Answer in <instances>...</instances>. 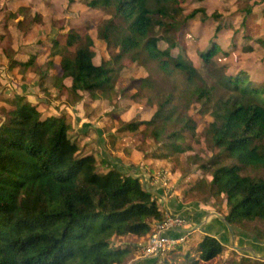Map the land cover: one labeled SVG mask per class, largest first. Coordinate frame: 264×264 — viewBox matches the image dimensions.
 I'll return each mask as SVG.
<instances>
[{
  "label": "trees",
  "instance_id": "obj_1",
  "mask_svg": "<svg viewBox=\"0 0 264 264\" xmlns=\"http://www.w3.org/2000/svg\"><path fill=\"white\" fill-rule=\"evenodd\" d=\"M183 1L83 0L111 16L98 25L111 57L95 63L90 38L71 33L54 41L52 56L57 58L48 62L54 72L46 73L44 80L50 78L58 89H69L75 102L84 93L111 100L119 91L127 92L116 81L122 64L132 57L147 74L136 80L131 94L148 96L155 111L149 120L127 123L123 130L138 131L145 125L146 137L168 144L161 157L189 149L183 144L187 136L197 133V122L188 113L192 104L200 102L203 112L211 111L213 120L203 135L213 154L187 159L200 162V170L212 177L196 180L192 192L227 198L225 220L217 217L208 223V233L196 245L202 259L212 260L225 249L213 226L229 230L227 221L232 227L246 226L264 239V88L245 71L237 76L224 74V68L214 62L222 51L217 44L200 54L215 77L210 85L182 55L171 54L180 44L183 26L201 11L185 13ZM246 11L253 14L251 7ZM202 13L206 20L205 10ZM259 42L264 46V38ZM13 62L28 69L37 60L32 56ZM179 75L191 91L180 90ZM222 87L230 94L222 95ZM11 105L8 112L1 109L7 118L0 124V264H125L143 246L134 240L119 246L116 240L130 236L141 240L165 219L167 209L158 202L163 189L151 184L148 188L140 176L143 169L108 153L102 140L99 156L83 153L64 116H45L20 94ZM109 134L115 137L114 132ZM172 201L170 207L176 212L172 214L190 221L200 222L206 214L196 207L187 216L184 204ZM170 234L185 233L169 230ZM142 260L156 262L158 257ZM228 264L238 263L231 258Z\"/></svg>",
  "mask_w": 264,
  "mask_h": 264
},
{
  "label": "rangeland",
  "instance_id": "obj_2",
  "mask_svg": "<svg viewBox=\"0 0 264 264\" xmlns=\"http://www.w3.org/2000/svg\"><path fill=\"white\" fill-rule=\"evenodd\" d=\"M250 7L253 14L249 16L246 10ZM183 8L187 14L194 10L201 11L183 26L182 35L179 34L180 44L171 51L175 58L182 55L210 85L215 82V77L204 65L200 54L217 44L222 51L215 56L214 62L224 68V74L237 76L240 71H245L254 84L264 88V46L259 42L264 38V0H184ZM204 10L206 20L202 13ZM214 14H219V18H215ZM110 18L108 13L90 8L83 0H0V124L7 118V113L1 109L8 112L12 98L23 95L37 105L45 116H64L71 125L69 132L84 147L83 153L94 152L99 156L103 148L102 140L108 153L120 156L126 164L145 169L140 176L163 189L166 201L173 199L183 203L188 209L187 216L196 207L207 210L209 213L206 212L201 221L207 219L212 223L217 218L216 214L224 216L228 213L226 195L213 197L208 193L192 192L190 189L196 180L212 177L210 172L200 170V162L187 159L195 155L207 159L213 154L212 145L203 135L205 126L213 118L211 111L203 112L202 103L197 102L189 107L188 113L197 122V133L187 136L183 144L189 149L180 155L161 157L165 155L168 144L146 137L143 134L145 125H141L138 131L123 130L127 123L149 120L155 111L148 96L131 94L136 91V80L147 74L146 68L134 62L132 57L122 64L116 81V86L120 90L126 88L127 92L123 94L119 91L111 100L84 93V97L75 102L69 89H58L50 84V78L44 80L46 73L54 72L48 65L50 60L56 61L57 58L52 56L54 41L62 40L71 33L90 38L96 52L95 63L100 64L110 58L111 52L98 31V25ZM161 46L166 48L167 44L161 42ZM32 56L37 62L28 69L13 62V59L27 60ZM177 80L180 90L191 91V85L182 75ZM67 84L70 83L67 81ZM222 90V95L230 94L227 88L222 87ZM86 124L89 125L85 127ZM109 132H114L115 137L110 136ZM158 202L161 203L160 199ZM201 221H196L197 228L205 226L204 223L201 225ZM242 227L234 225L232 232L223 228V233L224 230L227 232L225 235L216 234L225 249L212 260L200 257L196 251L198 243L194 244V240L200 239L201 234L193 233L188 235V240L180 241L160 255L155 264H165V261L168 264H228L231 258H235L238 264H264V239H258L246 226ZM204 232H207L206 229ZM152 233L141 240L147 242V237ZM132 240L140 242L134 236L116 242L119 246H125ZM180 246L181 249H178ZM142 254L143 248L125 264H133Z\"/></svg>",
  "mask_w": 264,
  "mask_h": 264
},
{
  "label": "built area",
  "instance_id": "obj_3",
  "mask_svg": "<svg viewBox=\"0 0 264 264\" xmlns=\"http://www.w3.org/2000/svg\"><path fill=\"white\" fill-rule=\"evenodd\" d=\"M191 222L177 214L167 213L165 219L157 223L153 233L149 236L144 248L143 258H156L164 254L168 249L174 247L180 241L186 240L193 226ZM169 230H182L185 234L181 236L168 235ZM186 230H190L186 232ZM187 233V234H186Z\"/></svg>",
  "mask_w": 264,
  "mask_h": 264
},
{
  "label": "crops",
  "instance_id": "obj_4",
  "mask_svg": "<svg viewBox=\"0 0 264 264\" xmlns=\"http://www.w3.org/2000/svg\"><path fill=\"white\" fill-rule=\"evenodd\" d=\"M80 131H83V130H80ZM105 147V149H106V145L104 146ZM120 157V156H119ZM121 159H123V158H121ZM124 161V160H123ZM125 162V161H124ZM132 165H135V164H132ZM135 168L136 169H138L139 167H136V165H135ZM143 171H145V169H143ZM143 173H145V172H141V174H143ZM149 184H151V183H149L148 181H147V187L148 188H150V185ZM151 185H155V183L154 184H151ZM156 186V185H155ZM154 186V190H155V193H156V195L158 194L157 193V188H159L158 186H156L155 187ZM158 196V195H157ZM164 197H165V195H164V191H163V194H161V195H159V199H160V201H161V204L163 205V206H165V208L167 209V213H176L175 212V207H172V208H170V207H168V203L170 204H172V203H174L172 200H170L171 202H169V200H167L166 201V199H164ZM166 198V197H165ZM177 203V202H176ZM199 209H202V208H199ZM206 212H207V210H205ZM207 213H209V212H207ZM206 215V214H205ZM216 217H219L217 214L215 215ZM219 218H221V217H219ZM192 222H194L193 220H191V223ZM202 223H201V225L204 223L205 224V226L210 222V221H208L207 219H203L202 221H201ZM214 221H212V223H213ZM194 225H193V230H191V232L189 233V235L190 234H193V233H199V234H201V238L200 239H195L194 240V244H195V242L196 243H199L201 240H202V237H203V235L204 234H206L207 232H204L205 231V226L203 227L202 226V229H200V228H197V226L198 225H196L197 224V222L195 223H193ZM200 225V224H199ZM212 228V227H211ZM213 229H214V232H215V234H217V235H222V233H223V230H221V229H218V228H216L215 226H213ZM202 230H204V231H202ZM180 231H182V230H180ZM206 231H207V229H206ZM171 235V234H170ZM172 236V235H171ZM173 236H176L175 234H173ZM189 238L187 237V239L186 240H188ZM137 245H141V246H143V248H144V246H145V244H146V242L144 241V242H142L141 240H140V242H138V243H136ZM142 259H145V258H143V257H140V259L139 258H137L136 259V261H134L133 262V264H155V262L154 261H151V260H148V261H146V262H143V260ZM156 264H158V263H156Z\"/></svg>",
  "mask_w": 264,
  "mask_h": 264
},
{
  "label": "water",
  "instance_id": "obj_5",
  "mask_svg": "<svg viewBox=\"0 0 264 264\" xmlns=\"http://www.w3.org/2000/svg\"><path fill=\"white\" fill-rule=\"evenodd\" d=\"M218 216L225 220V218H224L223 216H221V215H218ZM226 223L228 224L229 229H230L231 232H232V231H233L232 226L229 224V222L226 221ZM237 248H238V247H237ZM240 249H243V248H240Z\"/></svg>",
  "mask_w": 264,
  "mask_h": 264
}]
</instances>
